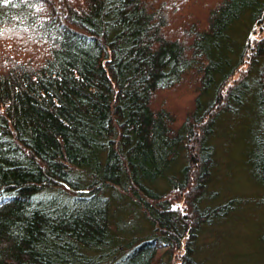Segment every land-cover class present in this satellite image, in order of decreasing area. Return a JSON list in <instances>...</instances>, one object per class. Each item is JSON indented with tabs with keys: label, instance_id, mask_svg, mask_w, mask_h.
<instances>
[{
	"label": "trees",
	"instance_id": "trees-1",
	"mask_svg": "<svg viewBox=\"0 0 264 264\" xmlns=\"http://www.w3.org/2000/svg\"><path fill=\"white\" fill-rule=\"evenodd\" d=\"M236 117L259 189L207 204ZM251 206L264 0H0V264H205Z\"/></svg>",
	"mask_w": 264,
	"mask_h": 264
},
{
	"label": "rangeland",
	"instance_id": "rangeland-1",
	"mask_svg": "<svg viewBox=\"0 0 264 264\" xmlns=\"http://www.w3.org/2000/svg\"><path fill=\"white\" fill-rule=\"evenodd\" d=\"M221 124L223 128L218 137L220 158L212 189L209 188V191L218 190L219 195L207 203L213 205L222 204L233 195L255 194L259 189L252 181L247 162L249 122L236 117ZM263 224L264 206L240 208L231 217L213 223V227H205L199 241L201 253L198 257L205 264H263L264 249L258 240Z\"/></svg>",
	"mask_w": 264,
	"mask_h": 264
}]
</instances>
